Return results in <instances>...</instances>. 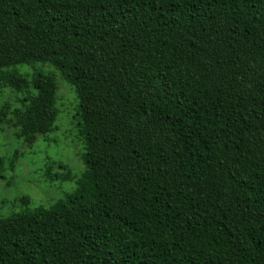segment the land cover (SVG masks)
Masks as SVG:
<instances>
[{
    "label": "trees",
    "instance_id": "trees-1",
    "mask_svg": "<svg viewBox=\"0 0 264 264\" xmlns=\"http://www.w3.org/2000/svg\"><path fill=\"white\" fill-rule=\"evenodd\" d=\"M57 70L85 167L0 213V264H264V0H0V84L24 93L0 129L26 147L56 130Z\"/></svg>",
    "mask_w": 264,
    "mask_h": 264
},
{
    "label": "rangeland",
    "instance_id": "rangeland-1",
    "mask_svg": "<svg viewBox=\"0 0 264 264\" xmlns=\"http://www.w3.org/2000/svg\"><path fill=\"white\" fill-rule=\"evenodd\" d=\"M41 65L42 63H36L34 66L39 68ZM34 66L19 64L17 69L30 77ZM47 69L55 71L50 65ZM56 74L59 82V116L54 132L39 136L37 142L30 148L24 145L22 139L14 135L12 129L6 126L4 130L0 129V156L7 157L3 168L5 179L0 177V213L2 214H10L19 209L15 206L14 200L22 193L30 195V208L52 205L58 198L75 189L76 179L85 167L79 152V149L83 148V140L76 126V106L79 101L77 93L73 86L62 78L58 70ZM23 94L22 91L13 90L1 83L0 107L5 103H12L13 107L22 106L19 98L23 97ZM15 150H20V153L12 169L8 161ZM59 162L66 166L57 165ZM68 169L75 179L54 180L50 177V174L66 173Z\"/></svg>",
    "mask_w": 264,
    "mask_h": 264
}]
</instances>
